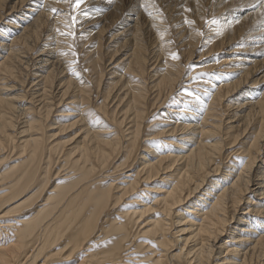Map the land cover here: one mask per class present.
I'll return each mask as SVG.
<instances>
[{
	"label": "bare ground",
	"instance_id": "bare-ground-1",
	"mask_svg": "<svg viewBox=\"0 0 264 264\" xmlns=\"http://www.w3.org/2000/svg\"><path fill=\"white\" fill-rule=\"evenodd\" d=\"M63 1L58 9L51 0H18L5 12L0 0V23L13 18L0 39V264H65L72 258L76 264H264V159H258L264 92L246 88L264 65L258 52L264 49V3L258 0L250 16L240 17L226 4L248 0H218L220 16L207 36L228 47L239 39L248 45L239 63L225 67L238 78L190 76L184 88L200 78L207 88L180 92L184 69L169 52L155 9L134 1L127 6L126 0L95 3L104 20L97 35L110 27L108 14L124 13L121 45L108 65L128 46L109 68L119 66L113 80L101 88L107 68L102 40L83 52L85 60L75 61L73 35H61L71 5ZM182 24L177 37L187 34V53L198 32ZM42 39L48 41L39 48L44 59L36 62L31 52ZM168 101L174 106L164 108L174 121L151 126L149 112ZM59 105L67 108L54 115L71 117L48 122ZM54 124L57 131L77 127V140L55 141L57 133H48ZM180 146L185 150L173 153ZM138 149L149 157L133 166ZM233 154L239 157L231 159ZM219 169V178L211 179ZM157 179L165 190L146 198ZM242 203L246 209L233 222ZM235 222L228 243L216 245Z\"/></svg>",
	"mask_w": 264,
	"mask_h": 264
},
{
	"label": "rangeland",
	"instance_id": "rangeland-1",
	"mask_svg": "<svg viewBox=\"0 0 264 264\" xmlns=\"http://www.w3.org/2000/svg\"><path fill=\"white\" fill-rule=\"evenodd\" d=\"M15 1H18V0H5V5H4L3 11L7 12L8 8H10L11 6H13L15 4ZM97 1L98 0H85V2L80 6V8L76 9V8H74L75 0H71V3H69V5L70 4L71 5L68 7V15H67L68 17H65L66 19H68V21L66 23H64V25H66L68 27V29H66V32L71 31L74 33L72 41L70 42L71 46H69V47H70V50L73 51V53H75V55H73V56H74L75 61H77L78 63H79V61H83V60H85V58H87V56L83 57L84 51H86L87 49H90L92 47V44H94L97 40H99V39L102 40L100 53L103 56V60L104 59L106 60L105 66H107L106 73L103 76V82H102V87H101V88H103V86H105V84L108 85L113 80L112 76L114 75V73H112V72L115 71V69H117L119 66L114 67V69H109V68H111L115 63L121 61L124 58L123 54H124V52H126L128 50V46L124 47V49L120 53H118L117 57L112 59L111 63L108 65V61L111 57V54L114 52L115 49L119 48L121 45V43H119L118 40L121 38V36L119 35V32L121 31V24L124 21L123 20L124 13L119 14L117 12H114L112 14L111 13L108 14L105 19L107 21L106 24H110V27H107V29L105 30V32L103 34L97 35V33L100 31L102 25L104 24L103 18L99 19L100 16H97L98 12H96L97 8L95 7V3H97ZM126 1H127L126 2L127 4L124 1H122L121 5L124 6V3H125L128 6V3H131L133 1L137 5H139V4L142 5V3H143V6H147V4H148L149 6H147V8L155 9L156 13L160 16V18H159L161 21L160 26H164V31L166 32V35H164V39L166 41L170 42V44L172 45V48H171V50H169V52H170L171 56L173 53L178 55V57H179V59H177L178 63L181 64L183 66L182 69H184L182 80L180 81V84L177 85L176 91L181 92V90L183 91V90H187V89H195V90H197L196 92H200V91H203L205 88H207V86L200 83L201 78L196 83H190L191 84L190 87L184 88L183 86H187V85H184L185 84L184 82L190 80V79H185V78H190V76L203 77V76L212 74L214 77L213 81L218 79L215 75H217V76L219 75V78H226L227 76H234L235 78L236 77L238 78V76L236 75L235 72L230 71L232 69L225 68V67H227L228 65L239 63L240 58L244 56V52L246 50H248V48H247L248 45L246 43L242 42V41H244L243 39H239V40L235 41V43H234L235 46L228 47L226 45H219L216 43H212V40H209V37L207 36L208 30H209L208 26L212 23L213 20H216V18L218 19L220 16V15L216 16L217 13L215 12L216 3L219 2L218 0H143V1L142 0H132V1L130 0V2L128 0H126ZM136 1H137V3H136ZM227 1L230 2V0H224L223 3L227 2ZM62 2H64V1L63 0H51L50 7H57L59 9V7L61 6L60 4H62ZM150 2H152V3H150ZM257 2H258V0H248L247 2H244V3L243 2L236 3V1H235L234 6H231V5H233V4H231V2L230 3L227 2L228 4H226V5L228 7L225 10L229 11L231 14H239L240 17H245L246 15L250 16L251 13L257 9V5H256ZM145 3H147V4H145ZM172 3H173V5H172ZM167 4H168V6H167ZM118 5H120V4H118ZM170 5H171V7H170ZM196 6H198V8H199V12L198 11L196 12V10H195ZM185 9L187 10V13H186V15H183L182 12ZM211 9L213 12L210 14L208 10L211 11ZM101 15H103V14H101ZM93 16H95L94 20L91 22H88V19L93 17ZM73 17L76 18L75 21H73ZM79 19H81V20H79ZM146 19H149V17H146ZM12 20H13V18L10 19V21L6 20V21L0 23V25H2L0 27V39H2L3 36H5L8 33V30L11 29V27L9 25L11 24L10 22ZM101 20H103V21H101ZM188 20H191L192 23L191 24L187 23V25L191 26V29H193L194 32L195 31L198 32L197 33L198 38H197V43L193 44V46L191 47V50L187 53H184V51L187 50L185 48V46L188 45L187 42H189V40H187L188 39L187 34L184 33L182 35V37H180V38L177 36L179 35V32L182 31V28L184 26V24H182V23H186V21H188ZM85 24H89V25H85ZM70 28L71 29L73 28L74 30L72 29L73 30L72 31ZM82 29H83V31H81ZM45 31H47V29H45ZM117 33H118V35H117ZM80 35H84V36L81 38ZM116 36H118V37H116ZM146 38H148V40H149L150 36L146 37ZM46 40L47 39H42V41L39 40L38 43L35 45L33 51L31 52L32 58H34L36 62H41V60L44 59V56H43L44 54H41V52H43V51L39 50V48L43 45V43L45 44L46 42H48ZM184 41L186 42V45L185 44L183 45ZM51 44H53V43H51ZM102 44H103V46H102ZM51 47H53V46H51ZM258 47H260V46H258ZM258 52L261 54L259 56V59L263 58L264 49H259ZM46 53L48 54L47 57H49V55L52 53V51H48ZM120 56H122V57L116 62L115 59H118V57H120ZM79 58H80V60H79ZM74 63H76V62H74ZM38 66H39V64H35V66L33 68H36ZM158 66L159 65L153 66L152 67L153 70H151L150 72L147 73L146 81H145V83L147 85L148 84L151 85V81H153L154 77H149V75H151L154 71L158 70ZM185 75H187V76L189 75V76L185 77ZM32 79L34 80L35 78H32ZM254 79H257V82L255 85L252 84V80H254ZM34 81H36V80H34ZM249 84H250V86H249ZM251 84L253 86H251ZM246 88H247V90H249V89L254 90V92L256 94H260V93L264 92V65H260L257 67L255 73L249 78L248 85ZM96 98H99V96ZM99 102H100L99 99L94 101V103H96V104ZM170 103H171V101H168L162 107H153L151 112H149V114L147 115V118H148L147 121L152 120L149 123V124L153 123L151 126L165 125L168 127V125L174 121L173 113H167L165 111V108H164V107H167L168 109H171L174 105H170ZM70 107H73V106L70 105ZM62 108H67V107L65 105H59V107L53 108V111H55V110H57V111L53 112V114L50 115V117L48 119L49 121L48 120L47 121L48 122H55L57 119L65 120V119L71 117V116H55L54 115V114H59L60 111H58V110H60ZM162 110H164L163 114L160 117H156L157 116L156 112L160 113ZM225 116H226V113H225ZM155 117L157 119H154ZM166 117H169V119H164ZM54 126H56V124H54L53 127H50L51 129H49L48 133L49 134L50 133H57L55 135L56 137L54 138L55 141H60L61 143L68 144L74 140L75 137H73V136L76 133L77 127H70L67 125V126L62 127L60 131H57L54 128ZM58 132H60V133H58ZM161 138L166 139L167 137L164 136ZM76 140L77 139L75 138L74 142ZM174 141H177V140H174ZM171 147H173V144H171ZM165 148L166 147H164V149ZM225 148H228V147H225ZM235 148H233V149H235ZM172 150L174 151L173 153H177V152L185 150V148L180 146L179 150H175V149H172ZM226 150L228 152V151H231L232 149L228 148ZM137 155H138V156H136L137 161L134 163L133 166L138 165V163L141 160L142 155L149 157V156H147V153L145 151H140V149L137 150ZM234 157L238 158L239 155L233 154L230 156L231 159H234ZM260 158L264 159V150L261 151V154L259 155L258 159H260ZM258 162H259V160H258ZM226 166H227V163H225V161H224L220 165L221 171H223L224 169H227ZM220 169L217 173H215L211 177V179H218L219 178V174H221ZM132 171H130L129 173H131ZM152 186L154 187V190L147 191L146 198H149L151 195H153L157 192H161V191L165 190L166 185H165V181L161 182L157 179L152 183ZM253 188H254V186H250V189H253ZM201 196H203V195H201ZM141 197L142 198H140V199H144V201H145V197L143 198V195ZM140 204H143V203H140ZM246 205L247 204L242 203L241 210H239V212L234 215L233 222L235 221V217H238V215L240 216V213L246 209V207H245ZM134 206H135V204L133 205V207ZM188 208H189V206L186 207L185 209H188ZM185 209H184V213H185ZM146 217H147V215L144 216L145 219H146ZM174 219H176V218H174ZM234 226L238 227L239 224L235 222V224L232 225L230 230H228L227 232H224L223 235L220 237L222 240H220L219 242L217 241L216 245H219L225 241H226V243H228V239H229L228 235L235 229ZM181 227H185V226H181ZM172 228H173V226L170 227V229H172ZM179 235H180L179 238L185 236V234H181V233H179ZM177 244H179L178 241L175 242L174 244H172L171 248H175V246H177ZM173 252H175V250ZM213 258H219V256L217 254H215ZM76 263L77 262H75V259L72 258L69 261H67L65 264H76Z\"/></svg>",
	"mask_w": 264,
	"mask_h": 264
},
{
	"label": "snow or ice",
	"instance_id": "snow-or-ice-1",
	"mask_svg": "<svg viewBox=\"0 0 264 264\" xmlns=\"http://www.w3.org/2000/svg\"><path fill=\"white\" fill-rule=\"evenodd\" d=\"M65 2H69V3H71V0H65ZM84 2H85V0H75L74 8H76V9L80 8V6H81ZM260 2H261V3H264V0H260ZM75 19H76V18L73 17V21H75ZM215 22H216L215 20L212 21V23H215ZM186 23L191 24L192 21H191V20H188V21H186ZM61 35H74V33L71 32V31H69V32H67V33H61ZM73 54L75 55V53H73ZM172 58H173V59H179L178 55L175 54V53L172 54Z\"/></svg>",
	"mask_w": 264,
	"mask_h": 264
}]
</instances>
